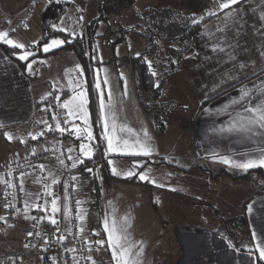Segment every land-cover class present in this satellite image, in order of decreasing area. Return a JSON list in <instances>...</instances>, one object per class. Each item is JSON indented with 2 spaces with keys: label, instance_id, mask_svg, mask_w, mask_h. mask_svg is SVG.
Listing matches in <instances>:
<instances>
[{
  "label": "crops",
  "instance_id": "0c3cea01",
  "mask_svg": "<svg viewBox=\"0 0 264 264\" xmlns=\"http://www.w3.org/2000/svg\"><path fill=\"white\" fill-rule=\"evenodd\" d=\"M137 1L139 0H134L132 6L138 5L140 9L132 26L140 30L138 35L142 47L137 52L133 49L135 55L131 57L142 54L146 46L150 51H147L146 56L152 59V64L156 58L163 55L161 58L164 57L167 65L163 74V83L172 82V85L177 86L180 94L194 103L191 122L187 128L180 130L181 135L176 142L171 141L161 145L155 137L156 142L152 139L149 141L153 149L150 156H132L133 160L138 158L139 162L142 160L138 170L152 168L157 184L162 182L161 179H157L158 171L162 172V170H168L169 175H179L180 181L183 177L191 178V186L180 184L168 190L150 184L151 188L154 187L157 192L163 194L165 192L182 194L185 188L187 191H193L191 194L196 191V196L199 197L205 185L218 180L226 181L229 185L238 183L241 187L244 186L240 183L243 181L248 186H253L249 188L248 196L244 199L246 200L244 208L241 202L249 236L248 246L243 249L244 251L232 246L223 236L208 227L196 224H174L166 235L164 261L169 264H257L256 258L259 257V253L256 251V243L264 240V177L256 169L264 173V168L243 171L219 162L216 158L218 155H235L236 159H242L237 153L243 151V148L232 143L230 139L215 134L212 129L227 120V116L215 114L218 108L227 103L231 97L238 96L242 86L259 87L264 81V56H261V51L264 50V20L261 19L264 14V0H240V3L233 5L232 9L238 15L235 22L228 23L226 29L224 13L229 10H219L218 0H178L181 2V7L185 8L181 21L189 22L197 20L195 16L199 14L201 16L198 20L201 27L195 35L188 32L174 35L166 13L167 9L173 10V6L167 7L157 0L155 2L148 0V3H145V0L142 2L144 6L141 7ZM190 1H196L194 3L197 4L196 8L194 7L196 10L192 13L189 12ZM210 12L216 14L209 15ZM33 31L37 33L29 39V33ZM19 35L18 41L24 43L27 48L34 44L33 41H39L43 37L38 29L22 30ZM118 37L120 42L125 40L124 34ZM214 46L217 48L216 51H213ZM221 47L224 48L223 52L219 51ZM33 60L36 62L30 72L27 64ZM76 60L78 61V58L73 51L62 50L43 57H29V61L20 66L0 50V177L10 164L28 155L33 149L39 154L41 163L55 170L58 167L55 157L60 151L71 147L69 142H76L67 133L61 135L52 124L53 130L46 131L38 140L33 141L28 136L29 132L35 133L43 126L37 121L47 118L46 120L51 123L50 117L53 112L41 111V109L51 105L50 98L54 99L53 102H57L56 95L67 93L68 89L64 87L67 84L63 75L70 65L75 69ZM148 62L146 61L147 65ZM241 64L245 67L241 68ZM151 74L153 75L152 71ZM50 92L52 95H47L45 100L41 99ZM205 109L208 111L206 112ZM5 132L13 135L11 141L5 138ZM21 140L25 142L21 143ZM44 148L50 149L48 152L51 154L45 156ZM41 150L42 152L38 153ZM114 155L110 154L104 160L108 162V159ZM86 169L87 167L82 165L78 166L76 170L78 182L79 178L86 174ZM244 173H247V178L231 177ZM132 177H135L133 181L126 180ZM136 177L137 174L130 177L112 176L110 183L120 180L135 193V188L138 189L139 185L148 182L138 180ZM35 179V176H26L25 189L30 193L39 192L42 195V185L34 183ZM0 189V216L5 217V220H0L1 264H40L39 253L46 229L41 228L39 219L33 220L31 217L39 218L44 216V213L32 208L25 209V200L28 199L26 197L24 201L15 205L14 220L10 223L5 211L2 183ZM143 193H146L147 199L151 198L146 201L145 209L156 207V202L153 200L156 194L148 190L146 192L143 190ZM159 194L161 196V193ZM80 199L86 209L84 200L81 197ZM35 201V196L28 200L30 204ZM59 215L63 216L62 208L57 216ZM63 221L68 227L64 216ZM32 231L39 235L28 236L27 233ZM80 242L83 243L81 239ZM26 244L29 247L26 248L24 246ZM78 249L79 252L83 250L87 257L88 250L85 245Z\"/></svg>",
  "mask_w": 264,
  "mask_h": 264
},
{
  "label": "rangeland",
  "instance_id": "374dc122",
  "mask_svg": "<svg viewBox=\"0 0 264 264\" xmlns=\"http://www.w3.org/2000/svg\"><path fill=\"white\" fill-rule=\"evenodd\" d=\"M51 1L56 0H35V4H33V0H0V31H8L10 38L15 36L14 40L17 41L20 40L19 34H21L22 30L38 29L43 34L41 28V12L43 7ZM64 1H67L68 4L64 14L58 24H56V28H68L69 31L65 32L70 33L74 31L80 35L90 32L95 36L92 47L95 50L96 57L92 56L93 64L91 68H89V65L85 67L79 61H76L84 70V75L79 77V79L87 89L88 95L90 91L92 93L93 108L97 117V123L98 97L94 84L97 75L96 70L100 69L99 75L101 79L105 75L108 76L117 100L124 99L123 109H118L117 111L118 122L126 123L135 131L147 129L150 138L156 142L155 137H157L161 145L171 141L176 142V139H179L181 135L180 130L187 128L191 122V112L193 111L194 103L189 98H185L182 93L180 94L177 86L172 85V82L171 84L163 83V74L167 68L165 59L164 57L161 58L163 55H159L160 57L156 58L152 64V59L146 56L147 51H149V47L147 46L144 48L142 55L145 58L147 57L146 61L151 62L152 68L150 70L152 73H156V75H151L156 85L160 86L159 95H161L157 100H153L148 93H141L138 90L135 75L130 68L129 58L135 55L133 54V49L137 52L142 47L139 37L140 30L132 26L138 16V9L140 7L138 5L135 6V4L134 6L128 5L125 0ZM153 1L155 2L156 0ZM157 1L163 5L165 4L167 7H174L173 10H166L167 18L170 20L169 25H171L173 33H180V25H182L181 18H183L185 10L184 6L182 8L181 2L178 0ZM137 2L143 7L144 4L142 2H145V0H139ZM194 2L196 1H190L189 3L190 13L196 10L194 7L196 8L197 4ZM145 3H148V0ZM79 17H83V20H79ZM195 18L200 20V14L195 16ZM186 22L189 25L193 24L192 21ZM12 29H15V31H12ZM36 33V31L29 33V39H32V36ZM196 33L192 34L195 35ZM123 34L125 35V40L120 42L118 36ZM51 39L63 40L60 37H53L45 43L50 42ZM160 42L161 40L158 46H160ZM35 44L32 46L34 47ZM44 44L41 45L42 51ZM31 47H28L27 50L33 53L38 49ZM95 59L98 63L94 62ZM72 69H74V66L70 65L68 71L66 73L64 72L63 75L67 85L69 82L67 74H70L73 78L79 76L78 71L69 72ZM67 85H64V87L68 89ZM125 91L127 92V97H123ZM70 95L71 91L68 89V94L63 99H67ZM56 104L57 102H55ZM59 110L63 111L62 109ZM89 112L94 132L93 113L90 107ZM51 117L50 120H52ZM76 123L79 124L80 121H76ZM49 124L55 125V122L51 121ZM44 127L43 125L40 130L44 129ZM101 132L102 128L100 127ZM72 138L74 139L73 136ZM68 144L71 147L75 146L78 151L79 141L76 140V142L73 141ZM105 148L106 144L104 142L102 148L103 153L98 151L95 146L96 150L93 159L99 154H102V158L94 159L92 164L88 166V168L93 169V172H88L86 173L87 175L84 174L79 178V187L76 190L77 195L84 200L88 212L85 220L86 231L84 235L89 239H106L103 233L102 219L105 212L110 210L108 202L112 201L119 215L128 214L131 217L133 227L130 231L132 232L134 240L143 242L144 253L141 257L142 264H169L167 261H164V243L167 241L166 235L169 228L174 224L205 226L223 236L232 246L236 248H247L249 236L242 214L241 202L243 203L242 200L248 196L249 188L253 186H248L243 181L240 182L244 185L241 187L238 183L229 185L226 181L218 180L205 185L203 191H201L202 193L200 192V196L197 197L196 191L194 194H191L193 191H187L185 188H183L184 191L182 194L175 192H165L163 194V192H157L158 190L154 187L151 188L150 184L152 183L148 181L147 184L139 185V190L135 188L134 193L120 180H114V183L111 184V177L125 176L124 173L132 170L137 173L136 178L139 180L138 174L140 172L150 170V178L154 179L155 174L153 169L146 167L143 169L139 168L138 170V167L142 164V160L139 162V158L133 160L130 156L125 157L119 154H115L109 158L114 162L113 165H109L104 160V158L107 159L104 157ZM40 152L42 150L38 151V153ZM137 164L138 166H136ZM113 166L117 168L120 175L113 174ZM157 179H161L162 182L159 184H162L163 186L161 188H165L166 190L180 186V184L182 186L192 185L191 178H187L189 179L187 181L183 177L180 181L179 179L181 178H179V175H169L168 170L158 171ZM143 190L145 192L148 190L156 194L153 199L156 202V207H153V209L150 207L145 209L146 201L151 200V198L149 199L148 197L147 199L146 193L144 194ZM159 193H161V196ZM233 218L238 220H231ZM93 232H98L100 235L93 236ZM95 247L91 253L95 264H112L111 252L107 249V245L105 244L99 251H95ZM173 252L175 251L173 250Z\"/></svg>",
  "mask_w": 264,
  "mask_h": 264
},
{
  "label": "snow or ice",
  "instance_id": "6c2138e0",
  "mask_svg": "<svg viewBox=\"0 0 264 264\" xmlns=\"http://www.w3.org/2000/svg\"><path fill=\"white\" fill-rule=\"evenodd\" d=\"M240 3V0H218V9L229 10L224 13L225 29L229 22H235L236 15H238L235 10L232 9L233 5ZM35 4V0H33ZM79 10V9H78ZM215 12H210L209 15H215ZM261 19L264 20V14H262ZM79 20H83V17H79ZM193 24H198V20H193ZM27 27V25H25ZM56 28V25H52ZM225 29H217L218 31H224ZM60 31H69L68 28H60ZM15 31V29H12ZM75 36V32L71 31L69 33ZM66 41L61 39H51L50 42L43 45V52L48 53L54 48L62 46ZM0 43L8 45L13 49H20L21 52L17 54V58L20 61H29V57L34 56L32 51L27 50V46L10 38L8 31H0ZM33 43H38V41H33ZM217 48L214 46L213 51ZM219 51L223 52L224 48H219ZM139 55V53H137ZM261 56H264V50L261 51ZM36 61L33 60L27 64L28 71H32L33 64ZM43 63V61H41ZM149 67H151V62L149 61ZM241 68L245 65L241 64ZM79 76L73 78L70 74L68 75V89L71 91V95L67 99H63L61 102V96L56 95L55 100L58 102L56 108L53 109L52 105L41 109V111L53 112L51 117L52 121L55 122V130L61 135L67 133L73 136L75 140L79 141L78 151L75 146L67 147L64 151H60L59 155L55 157L58 167L53 170V168L47 164H39L38 167L41 173H46L43 177H37L33 182L36 184H41L43 188V194L30 193L25 189L24 183L25 178L28 175L25 172L20 173V185L19 190L25 194L28 198L25 200V209L32 208L37 211L44 213L42 217H31L33 220H48L53 226L58 224L56 218L57 214L63 209V216L65 221L72 223L75 220L74 227L76 228V237L81 239L83 244L87 247L89 255L86 257L87 260L95 264L91 253L94 250L99 251L101 248L107 245V249L111 252L112 264H142L141 257L144 253V245L142 241L134 240L132 232L130 231L133 227L131 217L128 214L119 215L115 205L112 201L108 202L109 209L105 212L102 219L103 233L106 239H89L84 235L86 231L85 219L88 215L87 209L82 205L83 202L79 199L75 201V216L71 214V210L68 201L71 197V192L75 191L78 187V176L72 175L70 179H61L64 175V171H70L71 169H76L79 165L85 163V160H90L94 157L95 146L98 143L96 136L93 132V125L90 121L89 112V95L87 89L84 87L83 83L80 81L79 77L84 75V70L79 64L75 66V69L69 70V72H77ZM96 80L94 84L95 91L98 97V124L102 128L100 141L106 144L105 157L110 154H119L124 156H150L152 154V146L150 144V136L147 129H141L140 131H135L133 128L129 127L126 123H120L117 120L118 109L122 110L124 107V99L121 98L117 100L115 92L111 88L109 78L107 75L101 79L97 69ZM153 75L156 73L153 72ZM158 87V85H157ZM55 89V86H54ZM107 94V98H106ZM47 95H52V93L46 94V96L41 97L42 100L47 98ZM123 97H127V92L123 93ZM56 109H62L63 111H57ZM207 112L208 109H205ZM217 116H227V120L220 124L219 127H214L212 131L221 136L224 139H230L232 143L239 145L243 148V151L237 154L242 157V159H236L234 156L228 155H218L216 158L219 162L228 165L233 168L241 169L243 171H248L254 168H264V81L261 82L260 86L257 87L253 85L252 87L242 86L239 89V95L236 97H231L227 103H224L222 107L218 108L215 113ZM76 121H80L79 124ZM38 124H43L45 127L35 133L29 132L28 136L35 141L40 137L44 136L46 131H52V125L49 124L47 120H39ZM5 138L8 140L13 139V135L9 132L4 133ZM24 143V140L20 141ZM250 145V147H249ZM45 152L50 151L48 148L43 149ZM55 151V150H52ZM67 153V155H65ZM32 154H36V150H32ZM215 155V154H214ZM66 160L69 163H66ZM109 165H113V160L108 159ZM138 166V164L136 165ZM86 171L89 173L93 172L92 168H87ZM112 172L114 175H120V172L115 166L112 167ZM150 170L140 172L139 179L141 181H149L150 183L156 184L162 187V184H157L155 179L150 178ZM11 172L9 171V175ZM132 170L124 173L125 176L136 175ZM0 183H4L7 188H14L15 185L10 181L3 180L0 177ZM60 185L63 186V195L56 190ZM13 198H15L14 194ZM33 196L37 202L29 203ZM43 199L44 203H38L39 200ZM61 201L63 203L61 204ZM50 205V207H49ZM8 207H15L10 202L5 205ZM249 211H251V206H249ZM50 213V214H49ZM26 218H28L26 216ZM0 220H5V217L0 216ZM60 229L57 228V231ZM68 234L72 235L71 228L67 229ZM34 233L28 232V236H32ZM39 235V233H35ZM93 236L100 235L98 232H93ZM58 241L63 243L66 240V236L57 237ZM255 240L256 237L254 236ZM47 244L48 241L45 240ZM26 248L29 245H24ZM231 246V245H230ZM65 251L75 252L76 249H65ZM256 251L259 253V260L264 261V240H260L256 243ZM251 254V253H250ZM75 261V257H73ZM55 264V262H54ZM78 264V261L76 262Z\"/></svg>",
  "mask_w": 264,
  "mask_h": 264
},
{
  "label": "trees",
  "instance_id": "16d2710c",
  "mask_svg": "<svg viewBox=\"0 0 264 264\" xmlns=\"http://www.w3.org/2000/svg\"><path fill=\"white\" fill-rule=\"evenodd\" d=\"M125 2L128 5L132 6L134 0H125ZM67 4H68L67 1L56 0V1H51V2L47 3L43 7L42 12H41V28L43 31V37L41 40L38 41V43H36L34 45V47H36V49L38 48L37 51L34 52V56H42L43 57V56L48 55L50 53H57V52H60L62 50H71L75 53V55L78 58V61L82 65H84L85 67L87 65H89V68H91V65L93 64L92 63V56L96 57L95 50L92 47L93 38L95 36H93L90 32H86V33H83L81 35L75 33V36H72L69 34V32L60 31L57 28L52 27V25L58 24L60 18L62 17V15L65 12ZM186 21L187 20H184L181 22V24H182V25H180L181 32L178 34H177V32H175L174 35H181V34H184L185 32H188L189 34L196 33L199 30V28L201 27V23L189 25V23H187ZM53 37H60L66 42L62 46H60L58 48H54L48 53H44L41 50V45ZM0 50L9 59L15 61L20 66H23L24 63L26 62V61H20L17 58V54L21 52L20 49H13V48L9 47L8 45L0 43ZM34 56H32V57H34ZM32 57H30V58H32ZM94 62L98 63V61L96 59L94 60ZM129 63H130V68L135 75L136 86H137L138 90L141 93H148L150 98H152L153 100H156V97L159 95L160 86L157 87V85H155V81L152 78L151 71L149 69V66L146 63L144 55L141 54L139 56L130 57ZM89 90H90V87H89ZM66 92H67L66 94L60 95L61 100L63 99L64 96H66L68 94V91H66ZM92 97L93 96H92V93L90 91L89 92V101H90L89 107L91 109V112L93 113L94 135L96 136L97 141H98V143L96 144V147H97L98 151H101V153H103V151H102L103 142L99 140V138L101 136L100 126L97 123V117H96V114H95V111L93 108V98ZM50 100H51V105H52L53 109H55L56 105H55V102L53 103L54 99L50 98ZM56 110L60 111L59 109H56ZM101 158H102V154H99L94 159H101ZM130 158H134V157H130ZM94 159L92 158L91 160H85V163L82 164V166L88 168V166H90L92 164ZM256 171L259 172L264 177V173L262 171H260L259 169H256ZM86 173H88V171ZM228 174L230 175V173H228ZM231 177H233V178H237V177L247 178V173H244V174H241L238 176H232L231 175ZM134 179H135V177H132V178H129L126 180L133 181ZM245 202H246V200H244L242 203L243 208L245 206ZM231 220L235 221L238 219L233 218ZM246 229H247V226H246ZM243 249H245V248H240V250H243ZM256 263L257 264H264V262L259 260L258 257L256 258Z\"/></svg>",
  "mask_w": 264,
  "mask_h": 264
},
{
  "label": "built area",
  "instance_id": "2783aa9c",
  "mask_svg": "<svg viewBox=\"0 0 264 264\" xmlns=\"http://www.w3.org/2000/svg\"><path fill=\"white\" fill-rule=\"evenodd\" d=\"M64 151V150H62ZM51 152H46L44 155H50ZM67 155V153H65ZM66 163H69L66 160ZM39 164H41V158L39 154L33 155L32 153L26 155L25 157L21 158L20 160L15 161L14 163L10 164L2 173L1 177H3V180L8 181L10 180L15 187L14 188H7L4 183H2V193L3 198L5 201V205L9 202L12 205H16L17 203H21L26 198L25 194L19 190L20 185V173L23 171L27 173V176H35L37 177H43L46 175V173H41L39 168L36 167ZM76 169H71L70 171H64V175L61 177V179H70L72 175H76ZM9 171L11 174L9 175ZM56 190L63 195V186L60 185ZM77 190V189H76ZM75 191H72L70 188L69 191L71 192L70 200L68 201L71 214L74 217L75 216V201L77 199L80 200V197L77 195ZM14 194L15 198H13ZM37 202V201H35ZM38 203L43 204L44 200L41 199L38 201ZM83 206V205H82ZM5 211L7 213L8 221L11 223L14 220L13 217V207H5ZM58 220V224L53 226L50 224L48 220H40L41 228L46 229V232L44 233V240L42 243V247L39 253V263L40 264H76L78 261V264H92L89 260L86 259L85 252L78 251V247L83 248V243L80 242V239H78L75 235L76 228L74 227L75 220L73 219L72 223H68V227L65 226L63 221V216L59 215L56 217ZM57 228L60 230L57 231ZM71 228L72 235L68 234L67 229ZM34 233L31 237H35V231H32ZM66 236V240L61 243L58 241L57 237L59 236ZM45 240L48 241V243H45ZM72 249L75 248L76 251H65V249ZM73 257H75V261L73 260ZM1 264V261H0Z\"/></svg>",
  "mask_w": 264,
  "mask_h": 264
}]
</instances>
